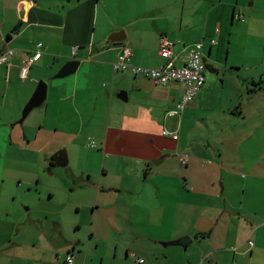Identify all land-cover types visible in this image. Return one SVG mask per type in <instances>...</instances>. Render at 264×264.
Segmentation results:
<instances>
[{
    "label": "crops",
    "instance_id": "obj_1",
    "mask_svg": "<svg viewBox=\"0 0 264 264\" xmlns=\"http://www.w3.org/2000/svg\"><path fill=\"white\" fill-rule=\"evenodd\" d=\"M49 1L44 8L40 0H0V55L16 51L0 64V264H36L19 261L22 220L14 200H2L12 175L21 183V155L45 153L46 165L62 149L69 171L96 192L98 232H125L146 255L137 253L145 259L138 264H264V88L249 93L244 82L264 79V0H125L102 18V0ZM135 1L145 5L132 9ZM120 29L126 41L95 50ZM163 39L176 66L204 46L205 83L180 113L170 112L184 83L161 85L113 67L123 45L132 47L133 64L165 65ZM40 44L43 55L25 80L21 68ZM73 59L78 70L57 77ZM44 76L43 110L17 123ZM182 236L193 238L186 249L168 244ZM68 241L72 264H87Z\"/></svg>",
    "mask_w": 264,
    "mask_h": 264
},
{
    "label": "rangeland",
    "instance_id": "obj_2",
    "mask_svg": "<svg viewBox=\"0 0 264 264\" xmlns=\"http://www.w3.org/2000/svg\"><path fill=\"white\" fill-rule=\"evenodd\" d=\"M40 1L44 8L51 3L49 0ZM59 1L62 0H54L52 3ZM125 2V0H102L97 6L99 18L105 16V11L111 12L114 9L116 13L120 12V7H125ZM131 5L132 9L140 8L145 2L135 1ZM19 10L21 11V8ZM47 78L48 76H44L40 80L47 82ZM42 110L41 107L34 109L29 120L32 116L40 114ZM36 127L38 128V125ZM67 153L69 156L68 151ZM78 155L79 162H82L84 154L78 153ZM44 157L45 153L41 155L26 153L23 157L21 155L19 164L22 171L17 173L21 183L15 184L12 175L2 197L6 206L14 200L11 211L15 209L22 220L20 227L23 235L18 239L22 241L19 246L22 258L19 261H25L24 257L26 259L33 257L36 259V264H67L66 246L58 240L61 235L72 243L79 241L76 245V253L80 254V258L85 257L87 264H138L135 258H127L128 252H136L146 257L144 252H138L137 244L127 238L125 232H116L108 224L107 227L112 230L111 234L98 232V226L92 219L96 211L92 209L96 192L83 184L85 179L82 176L78 174L75 176L69 171L70 156L67 167H51V169L48 164L42 165ZM30 216L34 221H28ZM36 226L46 234L50 232L51 239L49 240L48 236L38 238ZM1 232L0 228V234Z\"/></svg>",
    "mask_w": 264,
    "mask_h": 264
},
{
    "label": "built area",
    "instance_id": "obj_3",
    "mask_svg": "<svg viewBox=\"0 0 264 264\" xmlns=\"http://www.w3.org/2000/svg\"><path fill=\"white\" fill-rule=\"evenodd\" d=\"M239 20H245L244 15H235ZM215 42V41H213ZM203 43H197L190 51L185 60V63L181 66L174 65L172 61L173 47L171 43L163 39L161 42V55L168 61L165 65L160 67L144 66L133 64L130 61L133 56L132 47L129 45H123L119 52L117 60L113 63L115 71H128L135 76H143L145 78L155 81L157 84L168 85L172 82H182L186 86V92L184 96L177 102L175 108L171 110V114L183 112L186 106L191 103L200 89L203 87L206 80L207 65L203 53ZM79 46H74L73 57L78 55ZM15 49L7 48L0 55V64L8 63L15 55ZM43 55L42 44L39 48L26 57L25 64L21 68L20 74L23 79L28 77L31 65L39 60ZM165 136H172L174 139H178V134H170L168 131H164ZM92 147H97L96 141L91 144ZM186 160L183 159V163ZM253 245V242L250 241ZM131 256L140 263L144 262L143 258H140L137 253H131ZM74 261L73 253H68L66 256L67 264H72Z\"/></svg>",
    "mask_w": 264,
    "mask_h": 264
},
{
    "label": "water",
    "instance_id": "obj_4",
    "mask_svg": "<svg viewBox=\"0 0 264 264\" xmlns=\"http://www.w3.org/2000/svg\"><path fill=\"white\" fill-rule=\"evenodd\" d=\"M28 11L27 7H23V12L26 14ZM127 40V34L125 29H120V30H112L110 31L103 40L100 42H97L94 45L95 50L102 49L109 47L112 44H122L124 41ZM81 64L80 60L73 59L68 61L57 73V77H66L69 76L73 73H75L79 66ZM47 82L42 80L39 84L38 87L33 94L31 100L26 104L22 111V116L21 118L17 121V123L22 124L27 117L30 115V113L36 109L41 107L47 98ZM123 95H127L125 91L122 92ZM59 157L61 159L55 158V162L57 163L58 167H67L69 164V156L67 151L61 150ZM193 241V238L191 236H182L177 240L171 241L168 244L169 245H178L182 246L183 248H187V246Z\"/></svg>",
    "mask_w": 264,
    "mask_h": 264
},
{
    "label": "flooded vegetation",
    "instance_id": "obj_5",
    "mask_svg": "<svg viewBox=\"0 0 264 264\" xmlns=\"http://www.w3.org/2000/svg\"><path fill=\"white\" fill-rule=\"evenodd\" d=\"M60 152H61V150L57 153V154H55V155H53V156H51L50 158H49V160H48V166H49V169H51V167L52 168H56V167H58L57 166V163L55 162V158H58V159H60V157H59V154H60ZM60 161H61V159H60ZM28 221H34V219H32L31 218V216L28 218ZM36 228L38 229V231H37V237L38 238H43V237H46L47 238V236H48V239L50 240L51 239V233L49 232L48 234H46V233H44L43 232V230L41 229V228H38L37 226H36ZM60 242H61V244H64L66 247V249H68V250H70V249H72V244H70L68 241V243L65 241V239H58ZM76 244H79V241L77 240L76 241ZM66 252H67V250H66Z\"/></svg>",
    "mask_w": 264,
    "mask_h": 264
},
{
    "label": "trees",
    "instance_id": "obj_6",
    "mask_svg": "<svg viewBox=\"0 0 264 264\" xmlns=\"http://www.w3.org/2000/svg\"><path fill=\"white\" fill-rule=\"evenodd\" d=\"M94 1L96 2L97 0H94ZM20 26H21V24H19L17 26V29H19ZM229 70L233 73H236V72H238L239 68H230ZM244 82L248 85V92L249 93H254V92L258 91L259 89L264 88V86H263L264 85V79L263 78H261L257 81H255V80L249 81L247 79H244ZM235 111H238V113H240V107H238V108L236 107Z\"/></svg>",
    "mask_w": 264,
    "mask_h": 264
}]
</instances>
